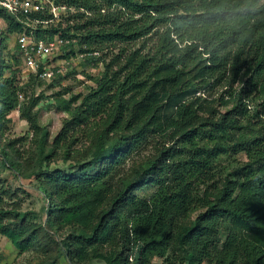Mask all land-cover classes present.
Segmentation results:
<instances>
[{
	"label": "trees",
	"instance_id": "obj_1",
	"mask_svg": "<svg viewBox=\"0 0 264 264\" xmlns=\"http://www.w3.org/2000/svg\"><path fill=\"white\" fill-rule=\"evenodd\" d=\"M55 1L75 11L40 25L37 36L59 34L69 40L59 57L81 54L104 70L85 94H56L67 117L53 143H65L67 157L79 141L71 130H82L93 149L65 168L44 163L53 148L34 110L42 96L25 92L46 79L45 65L20 81L16 41L9 57L4 50L25 27L1 6L0 136L18 108L41 133L36 175L49 201L46 224L70 228L61 254L77 263L264 264V0ZM216 86L226 87L219 108L204 96ZM158 137L165 141L156 156L115 182ZM2 204L0 195V235L21 251L38 246L42 224Z\"/></svg>",
	"mask_w": 264,
	"mask_h": 264
},
{
	"label": "rangeland",
	"instance_id": "obj_2",
	"mask_svg": "<svg viewBox=\"0 0 264 264\" xmlns=\"http://www.w3.org/2000/svg\"><path fill=\"white\" fill-rule=\"evenodd\" d=\"M2 28H4V22L0 19V29ZM14 44L15 35L13 34L9 47L4 50L6 58L9 57L6 52L8 49L12 51ZM55 55L53 58L58 57L53 59V65L60 69V71L57 70L60 74L52 75L51 77L45 76L44 78L46 79L42 82H39L38 79L33 80L30 86L27 87L25 95L30 98L38 95L42 96L34 110H38L40 127L47 131V149L53 148L52 155L44 163L51 167L65 168L71 162L88 155L93 149L94 137L92 134L88 137L82 130H71L72 137H78L79 141L71 144L70 155H67V157L65 155L66 144L55 145L53 143L67 117L65 111L54 105L56 94L63 92L62 96L69 98L73 94L87 93L90 86H96V78L103 72L104 65L96 60L87 62L85 56L81 54L71 59L59 57V55H62V51ZM21 65L20 81L24 83L28 81L29 76L33 72L28 71L23 63ZM243 85L242 82L234 84L237 89ZM225 88L216 86L213 90L206 92L204 96L210 100H215L214 106L219 108V105H217L220 103L219 96ZM20 114L19 108L11 112L10 122L2 130V135L0 136V195L4 200L2 205L6 210L15 208L18 211L30 212L29 219L35 221L36 224H42L43 229L39 231L38 246H32L25 251L17 249L10 239L0 235V264H104L96 260L77 263L69 261L68 258L61 254L60 241L69 232L70 228L54 229L46 224L47 215L45 209L48 207L49 201L44 193L42 182L36 175L40 165L38 146L41 133L35 135L27 120L22 119ZM11 140H15V142L11 144L12 146H9L8 144ZM163 141H165V138L149 139L142 150L134 153L118 169L114 176L115 182H119L122 178L130 175L139 163L154 158ZM174 143L175 140L171 139V141L166 143V146H171ZM3 149L8 152L9 160L15 162L16 166L14 168L10 166L9 160L6 161ZM240 160H245V156L240 155ZM222 163L228 169L231 168L229 160L224 158ZM3 190H9L12 195L3 193ZM150 190L148 188L139 189L138 192L148 193ZM153 264H162V260L154 259Z\"/></svg>",
	"mask_w": 264,
	"mask_h": 264
},
{
	"label": "built area",
	"instance_id": "obj_3",
	"mask_svg": "<svg viewBox=\"0 0 264 264\" xmlns=\"http://www.w3.org/2000/svg\"><path fill=\"white\" fill-rule=\"evenodd\" d=\"M0 6L15 15L25 27L15 33V41L21 52L24 67L35 72L41 64L45 71L41 76L54 75L53 56L60 53L69 40L57 34L54 38L37 36L39 26L46 27L75 11V6L58 3L55 0H0ZM56 56V55H55ZM60 71V69H58Z\"/></svg>",
	"mask_w": 264,
	"mask_h": 264
}]
</instances>
